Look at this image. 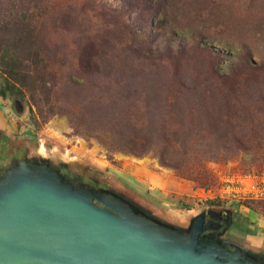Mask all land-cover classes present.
I'll use <instances>...</instances> for the list:
<instances>
[{
    "label": "rangeland",
    "instance_id": "rangeland-1",
    "mask_svg": "<svg viewBox=\"0 0 264 264\" xmlns=\"http://www.w3.org/2000/svg\"><path fill=\"white\" fill-rule=\"evenodd\" d=\"M48 5L43 35L62 65L54 89L59 115L43 121L27 93L8 88L0 75L7 151L20 148L30 160L65 166L104 189L143 196L164 222L184 227L203 211L227 209L241 225L249 218L264 227V199L242 195L246 182L233 181L264 178V0ZM99 118L112 128L122 123L149 148L110 151L71 123ZM7 158L0 157L1 169ZM228 185L234 191L226 193ZM247 232L213 235L257 255Z\"/></svg>",
    "mask_w": 264,
    "mask_h": 264
},
{
    "label": "water",
    "instance_id": "water-1",
    "mask_svg": "<svg viewBox=\"0 0 264 264\" xmlns=\"http://www.w3.org/2000/svg\"><path fill=\"white\" fill-rule=\"evenodd\" d=\"M63 170L25 157L0 177V264H264L261 242L245 238L254 255L208 234V216L230 210L182 227L157 218L143 196L76 187Z\"/></svg>",
    "mask_w": 264,
    "mask_h": 264
},
{
    "label": "trees",
    "instance_id": "trees-1",
    "mask_svg": "<svg viewBox=\"0 0 264 264\" xmlns=\"http://www.w3.org/2000/svg\"><path fill=\"white\" fill-rule=\"evenodd\" d=\"M48 4L49 0H0V75L8 88L23 97L27 93L31 110L34 107L43 121L59 115L54 89L62 66L44 43L45 24L52 13ZM71 123L78 135L95 139L110 151L142 154L149 148L126 135L128 128L120 122L113 123L118 133L101 118ZM260 124L263 128L258 138L264 139V122ZM258 147L264 148V144ZM261 207L264 209V204Z\"/></svg>",
    "mask_w": 264,
    "mask_h": 264
},
{
    "label": "flooded vegetation",
    "instance_id": "flooded-vegetation-1",
    "mask_svg": "<svg viewBox=\"0 0 264 264\" xmlns=\"http://www.w3.org/2000/svg\"><path fill=\"white\" fill-rule=\"evenodd\" d=\"M2 95V94H1ZM2 132V133H1ZM0 157L2 155H6L7 162L5 163L6 168L1 169L0 168V177L5 175V170L9 169L13 164L22 161L25 159L24 151L21 150L20 148L17 150L12 149L8 150V140L11 139V136L8 134V132L3 131L0 127ZM64 174L66 175L67 179L76 187H79L80 185H87L88 187L91 188H96V189H104L105 185H96L93 181L87 180L86 178L79 176V174H75L73 171L70 170H63ZM235 215L234 214H225L223 213L222 215L215 216L214 218H211L208 216V221L213 222L211 225L213 229L208 232L213 233V234H220L224 232L225 230H233L237 231L238 233H241L244 231V225H241L240 222H238L236 219H234ZM246 232V231H245Z\"/></svg>",
    "mask_w": 264,
    "mask_h": 264
},
{
    "label": "built area",
    "instance_id": "built-area-1",
    "mask_svg": "<svg viewBox=\"0 0 264 264\" xmlns=\"http://www.w3.org/2000/svg\"><path fill=\"white\" fill-rule=\"evenodd\" d=\"M257 178V181H255ZM244 181L246 182V187L243 188L242 190V195L244 196H249L253 198H258V199H264V178L262 177H255V178H243ZM244 181L240 183H244ZM228 184L231 185L230 182H227ZM228 185L226 189V193H228L229 190L234 191V189ZM237 193V192H236ZM221 198H223V194H220Z\"/></svg>",
    "mask_w": 264,
    "mask_h": 264
},
{
    "label": "crops",
    "instance_id": "crops-1",
    "mask_svg": "<svg viewBox=\"0 0 264 264\" xmlns=\"http://www.w3.org/2000/svg\"><path fill=\"white\" fill-rule=\"evenodd\" d=\"M233 181H236L237 183L244 181V179L241 180V178H235ZM225 182H231V180H225ZM248 219V223L250 222V219ZM245 221V220H244ZM248 223H246L243 227L244 230L248 233L247 236L250 237L253 241L261 242L264 246V227L263 226H251Z\"/></svg>",
    "mask_w": 264,
    "mask_h": 264
}]
</instances>
